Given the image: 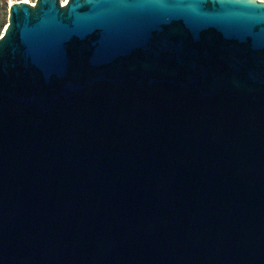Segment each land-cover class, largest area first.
<instances>
[{"label": "water", "instance_id": "obj_1", "mask_svg": "<svg viewBox=\"0 0 264 264\" xmlns=\"http://www.w3.org/2000/svg\"><path fill=\"white\" fill-rule=\"evenodd\" d=\"M0 264H264V2L10 4Z\"/></svg>", "mask_w": 264, "mask_h": 264}, {"label": "rangeland", "instance_id": "obj_2", "mask_svg": "<svg viewBox=\"0 0 264 264\" xmlns=\"http://www.w3.org/2000/svg\"><path fill=\"white\" fill-rule=\"evenodd\" d=\"M2 2L0 3V36L5 28V26L7 25V13H8V3H16V2H24L23 0H4L5 1V5L3 0H1ZM28 2H33L34 0H27ZM260 1H264V0H260Z\"/></svg>", "mask_w": 264, "mask_h": 264}, {"label": "built area", "instance_id": "obj_3", "mask_svg": "<svg viewBox=\"0 0 264 264\" xmlns=\"http://www.w3.org/2000/svg\"><path fill=\"white\" fill-rule=\"evenodd\" d=\"M34 1H35V0H34ZM34 1H33V2H31L30 4H31V5H34ZM59 1H60V0H59ZM66 2H67V1H66ZM66 2H65V3H66ZM262 2H264V1H262ZM65 3L63 4V3H61V1H60V6H63V5H65ZM10 4H12V3H8V5H10Z\"/></svg>", "mask_w": 264, "mask_h": 264}, {"label": "bare ground", "instance_id": "obj_4", "mask_svg": "<svg viewBox=\"0 0 264 264\" xmlns=\"http://www.w3.org/2000/svg\"><path fill=\"white\" fill-rule=\"evenodd\" d=\"M24 2H28L27 0H23ZM61 1V3H65L67 0H60ZM258 1H260V0H258ZM28 3H30V2H28ZM3 33V32H2Z\"/></svg>", "mask_w": 264, "mask_h": 264}, {"label": "trees", "instance_id": "obj_5", "mask_svg": "<svg viewBox=\"0 0 264 264\" xmlns=\"http://www.w3.org/2000/svg\"><path fill=\"white\" fill-rule=\"evenodd\" d=\"M1 2H2V1L0 0V3H1ZM3 2H4V5H5L6 3H5V1H4V0H3Z\"/></svg>", "mask_w": 264, "mask_h": 264}]
</instances>
